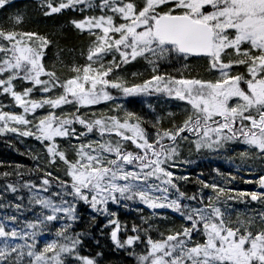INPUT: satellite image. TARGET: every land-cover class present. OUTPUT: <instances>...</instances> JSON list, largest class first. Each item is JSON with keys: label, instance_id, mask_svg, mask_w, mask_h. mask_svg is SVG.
Returning a JSON list of instances; mask_svg holds the SVG:
<instances>
[{"label": "snow or ice", "instance_id": "snow-or-ice-1", "mask_svg": "<svg viewBox=\"0 0 264 264\" xmlns=\"http://www.w3.org/2000/svg\"><path fill=\"white\" fill-rule=\"evenodd\" d=\"M16 7L0 0L4 12ZM38 7L45 17L79 13L68 23L89 44L85 63L58 66L46 60L56 41L23 30L22 11L0 26V137L40 149L21 153L32 168L0 172V264H108L100 241L86 253L88 232L75 230L82 205L92 221L107 218L109 251L136 264H264V210L234 217L229 207L242 197L264 205V193L233 195L227 185L237 177L219 169L220 181L182 170L195 162L185 149L264 162V0H39ZM141 62L150 77L133 72L129 81L123 70ZM193 65L204 74L187 71ZM130 97L174 101L179 112L168 111L165 126L164 116L129 111L122 101ZM234 145L244 147L233 155ZM244 182L264 189V174ZM111 205L141 213L143 205L152 216L167 209L183 223L154 239L149 217L141 216L148 227L122 226ZM49 233L55 238L41 247Z\"/></svg>", "mask_w": 264, "mask_h": 264}, {"label": "rangeland", "instance_id": "rangeland-1", "mask_svg": "<svg viewBox=\"0 0 264 264\" xmlns=\"http://www.w3.org/2000/svg\"><path fill=\"white\" fill-rule=\"evenodd\" d=\"M61 55H57V59L61 60ZM52 61V62H51ZM49 60L48 63L52 64L53 59ZM59 66V64L57 63ZM165 69L169 71H173L171 68L168 66H165V68H162L161 70L164 71ZM190 69H194V72L200 71L202 74L203 71L200 67L193 65ZM136 72L141 75L137 76L135 79H144L148 78L151 75V71H149V68L143 64V62L139 64H132L128 65L122 72L123 75L128 77L129 81L133 79L132 73ZM195 74V73H193ZM124 103V106L129 110V111H135L140 115L146 116L149 120H151L155 115H160L164 116V125L168 126V119L166 117V113L168 111H177L179 112V109L175 107L176 102H165L164 100L157 99L156 97H130L126 101H122ZM149 104L151 107H149ZM99 109H104L107 111V106L106 105H100L97 106V110ZM152 109H155V112L152 111ZM235 148V153L233 155L238 154L240 150L243 149V145H234ZM0 149L5 151L7 155H11L13 152L15 153V149H18V155L22 156L17 159V164H23L25 166L34 164L35 162L29 158L27 155H22L21 153H25L29 149H34L35 151H40L38 145L36 144L35 141L32 140H25L23 143L20 142L19 139H13L11 136L6 137L3 142H0ZM13 153V154H14ZM12 154V155H13ZM184 155L185 156H190L191 158L195 160V162L191 165L186 166L183 171H186L188 175H190L193 179L196 178V176L199 173H203L204 176L203 178L211 180L213 177L216 178L217 181H220V177L216 176V172L214 169H219L220 172L224 173L225 175H233L236 176L237 179L232 181L230 184L227 185V187L232 188L234 192L232 193L233 195L235 192H261L260 187L256 183H245V180H257L261 174H264V162H262L260 159H253L249 160L245 164H241L239 159H232L230 160L228 158V155H208L205 154L203 156H195L194 154H189L187 150H184ZM3 161H0V172L5 171V170H11L8 168V165H13L10 161L7 164H3ZM240 167L242 170L237 171V167ZM2 185V183H0ZM188 190H194L196 187H198L195 184L188 185ZM207 191V190H205ZM10 198V197H9ZM113 211H116L117 214L119 211L115 210L113 206H110ZM139 208L143 209V212H136V211H129L128 212V217L134 222H143L141 219V216L144 217H150L153 219V221L156 219V217L159 215V212L162 211V209L156 210L157 215L152 216V210L146 209L143 205H138ZM229 207L231 211L233 212V216L235 217L236 215H239L241 217L245 215H256L258 212L261 210H264V205H261L259 202L256 201H251L250 197H242L239 200L235 201H229ZM164 211L160 213L161 216H172L169 215L171 213L170 210L163 209ZM0 215H3V210H0ZM29 217L32 218V214L28 213ZM124 217V219L128 218ZM120 221H122L120 219ZM151 224V223H150ZM153 225V224H151ZM175 225V223H174ZM149 225H146L148 227ZM181 225H178L175 227L173 225H167L165 226V231L166 229H173V228H179ZM161 229L157 230V227L153 225L152 231L149 233L154 239H159L160 238V232H163ZM55 238L53 234H51V238L42 236L40 238L41 240V247L42 243L45 240H51Z\"/></svg>", "mask_w": 264, "mask_h": 264}, {"label": "trees", "instance_id": "trees-1", "mask_svg": "<svg viewBox=\"0 0 264 264\" xmlns=\"http://www.w3.org/2000/svg\"><path fill=\"white\" fill-rule=\"evenodd\" d=\"M16 8L10 9L8 12H4L0 10V26H10V21L8 17L12 15L17 9L22 11L25 14V22L21 26L23 30L38 32L41 35H47L53 38L56 43L51 45L47 50L46 60L47 62L53 59L54 63H60L63 61L65 64L71 65L72 63H79L83 64L86 62V54H87V47L89 44V38L87 35H82L78 33L75 29L71 28L68 21L71 18H75L79 16V13H71L68 15H62L56 18L52 17H45L42 11L39 9L38 4L39 0H13ZM83 53V54H82ZM61 55V60L57 59V55ZM52 62V61H51ZM179 67V66H178ZM150 71V69H149ZM187 71L194 72V69H189ZM200 72V71H199ZM173 74H175L173 72ZM6 137H0V142H3ZM15 153L12 155H7L5 151L0 149V161L3 164H7L10 161L13 165L17 164V159L22 156L18 155V149L14 150ZM34 164L27 165V168H32ZM34 178V177H32ZM14 179V177H13ZM25 179H29V177H25ZM0 183H3L0 180ZM117 211H119L117 218L122 221L121 225H128L136 223L140 225L142 228L146 227V224L143 222H134L128 217V212L130 210L117 208L115 205H111ZM147 209V208H146ZM80 215L82 217L81 223L76 227V231H87L88 232V243L86 244V253H92L97 250L96 241H100V246L104 248L105 252L109 257L108 264H136V260L134 257L129 256L125 253L117 252L114 248L109 251L108 246L110 245V237L107 235L108 229L104 228V225L107 223V218L100 217L96 221H92L90 210L87 209L86 206H81L79 208ZM28 218V213L25 214ZM128 217L123 220L124 217ZM174 220H160L159 223L163 224L166 223L167 225L177 226L181 225L183 220L177 214L173 213ZM150 218V217H149ZM158 221V219H156ZM174 222L176 223L174 225ZM150 223L154 224V221L150 218ZM155 226L157 229L164 230L161 227H158L156 224ZM98 229H103V232L99 231ZM121 236H125V233L121 232ZM45 237L51 238V233L46 234ZM143 246L137 248V252H142Z\"/></svg>", "mask_w": 264, "mask_h": 264}, {"label": "water", "instance_id": "water-1", "mask_svg": "<svg viewBox=\"0 0 264 264\" xmlns=\"http://www.w3.org/2000/svg\"><path fill=\"white\" fill-rule=\"evenodd\" d=\"M262 190H264V189H262Z\"/></svg>", "mask_w": 264, "mask_h": 264}]
</instances>
